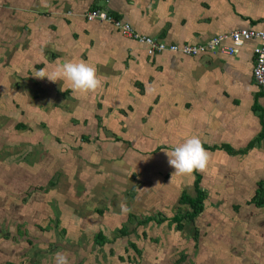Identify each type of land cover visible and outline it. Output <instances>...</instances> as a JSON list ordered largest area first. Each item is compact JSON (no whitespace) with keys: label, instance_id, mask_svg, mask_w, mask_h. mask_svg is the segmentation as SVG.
Instances as JSON below:
<instances>
[{"label":"crops","instance_id":"obj_1","mask_svg":"<svg viewBox=\"0 0 264 264\" xmlns=\"http://www.w3.org/2000/svg\"><path fill=\"white\" fill-rule=\"evenodd\" d=\"M92 9L106 11L137 35L167 45H198L237 29L264 31V0H0V85L21 91L25 103L33 98L43 109L48 105L47 114L53 109L60 115L69 114L76 129L73 134L79 131L81 141L87 138L84 144L92 156L84 161L88 172L75 174L74 179L53 171L54 183L49 181L52 187L44 191L45 196L52 188L62 193L75 190V196L71 195L80 206L83 204L85 212L78 207L81 213L89 212L90 221L97 222L118 211L122 225L128 215L136 217L132 225L126 224L129 232L134 230V240H114L113 235L109 237L112 243L106 244L111 246L118 240L124 250L131 240L141 252L140 257L125 252L132 260L135 257L134 264H264V206L249 204L259 183L264 184V178H255L258 170L264 172V92L261 94L252 76L257 42L245 43L234 55L215 52L185 57L168 51L148 55L144 45L122 36L110 24L87 22L84 16ZM77 59L96 68L104 78L102 87L79 93L65 81L34 77V70H51L57 63ZM1 101L12 105L10 96ZM25 126L28 131L33 128ZM191 136L201 140L209 163L203 171L172 176L174 169L165 152ZM50 143L52 139L37 145L23 144L28 154H39L33 172L45 170L39 156L47 154ZM16 152L15 145L0 147V157ZM197 176L202 190L209 186L212 192L208 195L204 190L207 199L203 213L176 231L170 221L187 211L188 206L179 201L183 193L195 195ZM187 185L189 189H185ZM2 188L3 197L15 196L14 188ZM212 193L221 201L234 196L230 211L225 213H231L229 224L210 218L221 212L210 201ZM57 205H46L50 218H46L47 209L41 205L29 207L27 214L22 209L21 218L13 214L17 226L18 222L23 227L28 224L24 232L29 238L38 227L45 233L41 236L51 241L35 251V260L22 254L18 257L26 260L16 263L13 249L4 253L1 246L0 258L9 256L6 264H56L57 254L64 253L68 264H109L111 254L98 253L101 248L94 242L95 235L104 233L105 227L94 225L87 234L85 223L75 229L65 222L63 226L60 214L64 206ZM9 210L0 209V214ZM254 210L260 212L257 217L261 219L256 229L253 225L251 229L247 217L241 218L249 212L252 218ZM35 214L38 221L31 224ZM148 216L159 217L162 222L136 226ZM47 220L44 229L41 225ZM234 228L236 236L230 238ZM240 231L245 239L238 238ZM2 232L8 238L4 229ZM29 246L26 250H31ZM124 261L117 264H126Z\"/></svg>","mask_w":264,"mask_h":264},{"label":"rangeland","instance_id":"obj_2","mask_svg":"<svg viewBox=\"0 0 264 264\" xmlns=\"http://www.w3.org/2000/svg\"><path fill=\"white\" fill-rule=\"evenodd\" d=\"M20 70H22V67H20ZM2 86L3 85H0V147L2 146L5 147L7 145L9 146L15 145V151H17L13 157L8 155L0 157V183L2 184V185L0 184V190L2 192L3 190L2 186L5 188L6 186L9 185L10 188H14L13 194H15V196L13 197L11 195L3 197L2 196L3 193L0 194L1 197L0 209H8V208L10 209L9 211H5V213L3 212V215L0 214V238H1L0 246L1 249H4L5 251L4 253H6V250L13 249L12 250L14 252L13 254L16 255L15 259H17L15 260L16 263H20L21 261L26 260V259L21 260V258L18 257L19 255L22 254L27 256L29 255L30 258L33 257L35 260V257H38V254L35 251L41 249L42 247H47L46 245L49 242H51V241H46L44 236H41V235H45V233L38 231V227H36L37 231L31 233L30 235L31 238H29L28 233L26 234V232H24V230L27 229L28 224L24 225L26 227L25 228L22 226L21 222H18L19 225L17 226L16 225L17 223L15 222L17 220L15 221L12 220L13 218L16 217L15 215H18V217L21 218L22 214L25 211L26 214L29 213L27 211L29 210V207L31 208L33 207L36 209V207L39 208L40 205L41 207L43 206L44 208L47 209L48 215H46V218H50L52 215L51 211H49V208L46 206L47 204H52V207L55 208L58 207L57 204H61L62 206H64V210L60 214V219L63 221V226H66L65 225L66 223L70 228L73 227L75 229L76 226H78L80 223L81 226H83L84 225L83 223H85L87 234H89L92 232L94 225H100L101 227H105L106 229V231L103 233L106 238L107 237L109 238L114 234H118L116 232L120 229L119 227L123 224L122 223L123 219L122 216L120 215V211H118L117 214L113 213L111 215L103 216L102 219L98 220L97 222L93 220L94 221L93 222L88 219L89 212L81 213L80 210L78 209V207H80L83 210L82 212H85L83 204H81L80 206V204L78 203L79 201L77 199H74L72 196L74 195L75 190L71 189L70 193L67 191L65 193H62L60 192L59 188H52L50 190V193L45 196L44 191H46V189L47 191H49L50 187H52L51 183L53 181L51 179V175L54 174L52 173L53 171L55 172L57 170L59 172L61 171L64 174H66L68 177H70L71 175L73 176L75 174L83 175L84 173L88 172V166L84 165V161L91 158L92 156L89 155L90 151L87 149L88 146L84 144L85 142L81 141L79 131L73 134V132L76 131V129L74 125H72L73 122L71 120L70 115L69 114L60 115V113L54 111L55 109H53L51 112L48 111L49 113L47 114L46 111L47 109H49L48 105H45V109H43V106L38 103L37 99H33V98H31L32 100L29 103H25L24 100L26 101V99L21 97L22 94L21 91L19 90L15 91L13 88L10 90H6ZM18 86L21 87L20 84ZM9 96L12 105L3 103L1 101L3 97L7 98ZM51 107L52 105L50 106V108ZM19 123L30 125L33 128L31 129V131L30 130L28 131L27 129L26 130L16 129L15 127ZM87 133L91 134V132L89 131H87ZM29 134H31L30 137ZM93 138H95V135H93V137H90L91 140ZM45 139H52V143L48 144V148L46 149L47 154H44L42 152L40 153L41 155L39 156L41 157L40 159L41 164L45 166V170L34 169L35 171L33 172L32 166L34 162L38 161L39 154L37 152H35L34 155H32V153L28 154L26 152L25 145L23 144L31 143L32 145H37L39 143H43ZM59 139H62V141H60ZM58 158H60L59 160H61L60 165L58 163ZM25 171L26 172L31 171V174L30 172L27 173L28 176L30 175L32 179L31 178L29 179L27 177ZM224 173L225 172H223L222 174ZM25 175L27 178L21 177ZM257 177L264 178V172H262L261 169L258 170V172H256L255 178ZM74 178H76V176H73V179ZM50 180L51 183H49ZM55 180H57V177ZM55 184H57V182ZM251 184H252L251 181H249L248 185L251 186ZM188 186L189 185H187L185 189H189ZM15 187H17L18 189H15ZM31 189L34 190L32 191ZM6 190L8 191L11 189L6 188ZM15 190H19V191L15 192ZM56 190H58L59 192H56ZM204 190H206L208 195H210L212 192L209 186L205 187ZM214 193H212L210 201L214 204L213 205L214 207L215 206L220 207L218 209L219 210L218 212L220 211L221 212L220 215H214V217L211 215L210 218H213V221L219 219L224 223L229 224L228 221H230L231 213L229 215L226 214L230 211V206L231 203L233 202V200L230 199H233L234 196H230L229 197L230 199L227 200L224 199L223 201H221L220 198L214 196ZM35 194H39L40 196L35 197ZM32 196L35 202L32 201ZM46 198H48L49 201H47ZM221 202H223V204H221ZM237 202L238 200L235 201V203ZM22 209H24L23 213H22ZM51 210H53V213H57L56 210L54 209ZM9 212L12 214L11 217L8 216ZM259 213H260L259 211L254 210V214L252 218L255 224L251 220L252 218L250 212L248 215L244 214L241 220H245V218L247 217L248 228L252 229V225L253 228H255L258 226L256 223L259 222L261 219V216L257 217V215H260ZM33 217L34 219L33 218L30 219L32 220L31 224L34 223L35 220L38 221V219H36L37 218L36 214L33 215ZM232 219L235 223L238 222V220H236L237 219L236 216L235 217L233 216ZM48 223L49 221L47 220L44 224L41 225V227H44V229H46L48 227L47 226ZM69 223L71 226L69 225ZM31 224H29L30 225L29 228L31 227ZM125 224H127V222H125ZM237 226L239 225L237 224ZM60 228L61 227H59V229ZM2 229H4V232H7L8 238H5L6 236L4 235L6 233H3ZM235 230H236L235 228L232 229V232L229 234L230 238L236 236ZM255 232H257V230H255ZM237 236L238 238L245 239V235L241 231L237 233ZM259 236L260 234L255 233L256 239L259 238ZM28 239H30V244H29L30 246L27 244ZM130 239L134 240V236L130 235ZM7 244L9 246H7ZM28 246L31 247V250H26ZM111 249L113 250V254L110 253ZM24 250L26 251V253L24 252ZM58 250H60V248ZM101 250L98 249V253L102 252L104 256H106L107 253L111 254V260L109 261V264H117L119 262V259L118 257H116V254H120L123 257H127L125 251L123 250V242H118V240L115 244L114 243L111 244V246L105 245L104 247L101 248ZM130 255H132L133 257L134 253H131ZM3 257L0 258V264H4L6 261L7 262L10 261L9 256L7 258L6 254H4ZM125 263L130 264L128 262ZM163 264L166 263L163 262Z\"/></svg>","mask_w":264,"mask_h":264},{"label":"built area","instance_id":"obj_3","mask_svg":"<svg viewBox=\"0 0 264 264\" xmlns=\"http://www.w3.org/2000/svg\"><path fill=\"white\" fill-rule=\"evenodd\" d=\"M84 17L87 22L100 21L110 24L122 36L133 39L137 43L144 45L148 55H154L165 51L177 53L185 57H195L201 54L215 52L225 55H234L245 43L256 41L257 44L253 48L254 67L252 76L256 86L264 92V31L237 29L227 34L214 36L204 44L167 45L149 37L137 35L128 24L122 23L104 10H89Z\"/></svg>","mask_w":264,"mask_h":264},{"label":"clouds","instance_id":"obj_4","mask_svg":"<svg viewBox=\"0 0 264 264\" xmlns=\"http://www.w3.org/2000/svg\"><path fill=\"white\" fill-rule=\"evenodd\" d=\"M34 72V77L37 79L47 78L51 82L62 80L73 91L79 93H90L98 90L102 87L104 79L97 74L93 65L78 59L57 63L51 70L40 68ZM165 155L168 157V164L174 169L172 176H187L194 171H203L209 163V154L197 136L186 138L182 143L166 151ZM56 264H68L66 254L58 253Z\"/></svg>","mask_w":264,"mask_h":264},{"label":"trees","instance_id":"obj_5","mask_svg":"<svg viewBox=\"0 0 264 264\" xmlns=\"http://www.w3.org/2000/svg\"><path fill=\"white\" fill-rule=\"evenodd\" d=\"M261 94H263L262 91H261ZM15 128L24 130V129H26V126L24 124H22V123H19ZM260 138H263V136H260ZM82 141L86 142L87 138L83 137ZM13 156H11V157H13ZM197 177L198 178L196 179V181L194 183L195 195L193 197H191L188 194L183 193V195L181 196L180 201H179V203L181 205H187L188 206L187 211L184 212L183 214L177 216V217H174L173 220L170 221V224H172V223L175 224L174 228H175L176 231H181L187 223H193L204 211V202L207 199V194H206V192L204 190H202V188L200 186V183H199L200 182V177L199 176H197ZM53 183L54 182H52V184ZM249 204H254L257 208H261V207L264 206V184L263 183H261V182L259 183L258 189H257L254 197L249 201ZM132 218L134 220L136 217L134 218L133 215H128V218H127L126 222L129 224V226L132 225V221H133ZM151 221H155V222H158V223L162 222L159 217L148 216V217H144L140 221H137L136 222L137 223L136 226L137 227L144 226V225H147ZM129 226H127L126 224L122 225V227L116 232L118 234H114V236H115L114 240H116L118 237L119 238H127V239H129L130 235H134V230L129 232ZM142 235H143V238H144L145 237V233H143ZM112 241H113V239L109 241V238L108 237L106 238L104 236V234L101 233V232L98 233L97 235H95V237H94V242L99 246V248L104 247L107 243H112ZM127 245H128V247L131 245V247L130 248L125 247V249H124L125 252H129L130 254L134 252L137 257H140L141 252L137 248L136 244H134L130 240V241H127ZM195 245H197V239H196ZM195 248H197V246H195ZM110 253L113 254V250H110ZM134 258L132 260L130 258V256H128L127 260L124 261L125 258L119 257V260L122 261V262L124 261V262H128L130 264H134V260H135ZM181 260L182 259H180V261ZM30 262H32V260ZM8 264H12V263H8Z\"/></svg>","mask_w":264,"mask_h":264}]
</instances>
